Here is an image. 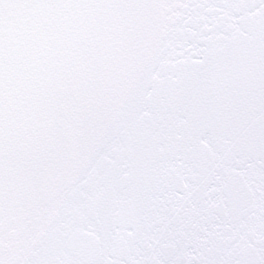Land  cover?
<instances>
[{
  "label": "snow or ice",
  "instance_id": "6c2138e0",
  "mask_svg": "<svg viewBox=\"0 0 264 264\" xmlns=\"http://www.w3.org/2000/svg\"><path fill=\"white\" fill-rule=\"evenodd\" d=\"M0 264H264V0H0Z\"/></svg>",
  "mask_w": 264,
  "mask_h": 264
}]
</instances>
